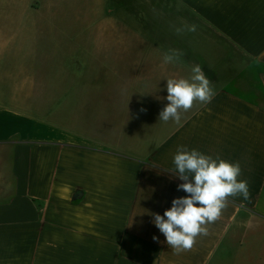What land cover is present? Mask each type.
<instances>
[{"label": "crops", "instance_id": "crops-1", "mask_svg": "<svg viewBox=\"0 0 264 264\" xmlns=\"http://www.w3.org/2000/svg\"><path fill=\"white\" fill-rule=\"evenodd\" d=\"M165 2L150 42L121 44L136 52L133 76L117 67L103 90L55 84L32 91L47 100L37 106L0 107V264H239L240 242L264 227V0ZM171 50L183 55L165 63ZM196 64L212 101L179 124L159 120L166 80ZM181 146L239 162L250 198L229 197L208 235L175 254L153 219L187 195L173 163Z\"/></svg>", "mask_w": 264, "mask_h": 264}, {"label": "rangeland", "instance_id": "rangeland-1", "mask_svg": "<svg viewBox=\"0 0 264 264\" xmlns=\"http://www.w3.org/2000/svg\"><path fill=\"white\" fill-rule=\"evenodd\" d=\"M153 1L0 0V107L37 106L47 100L29 97L32 91L54 90L55 84L103 90L119 77L117 67L133 76L136 52L121 44L151 41L152 11H166L165 0L162 8ZM155 22L160 27L165 19ZM134 85L131 77L124 90ZM244 238L238 263L264 264V227Z\"/></svg>", "mask_w": 264, "mask_h": 264}, {"label": "clouds", "instance_id": "clouds-1", "mask_svg": "<svg viewBox=\"0 0 264 264\" xmlns=\"http://www.w3.org/2000/svg\"><path fill=\"white\" fill-rule=\"evenodd\" d=\"M195 24L177 28L195 32ZM183 55L171 50L164 54L165 63H175ZM166 83L167 105L159 113V120L179 124L182 113L190 111L196 104L210 103L215 96L211 81L199 64L193 65L188 78H168ZM176 176L183 181L178 190L187 195L175 198L172 206L163 215L154 214L153 223L165 236L166 243L175 254L191 250L197 237L207 236V225L216 222L227 208L229 197L250 198L247 180L240 179L242 169L239 162H230L219 156L213 158L196 149L181 146L173 158ZM154 240L158 239L153 237Z\"/></svg>", "mask_w": 264, "mask_h": 264}]
</instances>
